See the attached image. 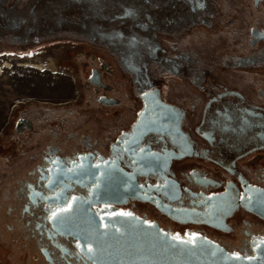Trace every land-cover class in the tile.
<instances>
[{
    "label": "flooded vegetation",
    "instance_id": "obj_1",
    "mask_svg": "<svg viewBox=\"0 0 264 264\" xmlns=\"http://www.w3.org/2000/svg\"><path fill=\"white\" fill-rule=\"evenodd\" d=\"M9 47L63 78L22 93L1 134L16 151L0 154V220L38 264H93L53 225L86 203L102 227L134 218L256 255L264 0H0Z\"/></svg>",
    "mask_w": 264,
    "mask_h": 264
},
{
    "label": "water",
    "instance_id": "obj_2",
    "mask_svg": "<svg viewBox=\"0 0 264 264\" xmlns=\"http://www.w3.org/2000/svg\"><path fill=\"white\" fill-rule=\"evenodd\" d=\"M89 206L74 205L53 225L59 234L91 246L93 264H264V245L251 259L234 257L204 239L177 241L134 218L115 216L102 227Z\"/></svg>",
    "mask_w": 264,
    "mask_h": 264
},
{
    "label": "rangeland",
    "instance_id": "obj_3",
    "mask_svg": "<svg viewBox=\"0 0 264 264\" xmlns=\"http://www.w3.org/2000/svg\"><path fill=\"white\" fill-rule=\"evenodd\" d=\"M64 50H66L65 47L55 48L53 55ZM3 54L6 58H0V66L7 62L11 67L4 70L0 76V154L16 151L15 145L10 141L5 143L1 134L7 123L10 124L7 127L11 128L13 126L16 112L15 110L12 111L11 107L17 102H22V93L50 85L61 88L63 83L62 77L49 72L18 67V65L26 63H22V49L9 47L4 49ZM30 54H38V52L32 50ZM3 224L0 220V264H38V260L30 253L27 245H22L21 240L11 236Z\"/></svg>",
    "mask_w": 264,
    "mask_h": 264
},
{
    "label": "bare ground",
    "instance_id": "obj_4",
    "mask_svg": "<svg viewBox=\"0 0 264 264\" xmlns=\"http://www.w3.org/2000/svg\"><path fill=\"white\" fill-rule=\"evenodd\" d=\"M10 67H11V65H9L8 63H4L2 66H0V76L4 70H8ZM18 67L34 69V70L39 71V72H42V70L44 69V67L41 65H31V64H22V65H18Z\"/></svg>",
    "mask_w": 264,
    "mask_h": 264
},
{
    "label": "snow or ice",
    "instance_id": "obj_5",
    "mask_svg": "<svg viewBox=\"0 0 264 264\" xmlns=\"http://www.w3.org/2000/svg\"><path fill=\"white\" fill-rule=\"evenodd\" d=\"M53 164H56L57 162L56 161H52ZM53 215H55V213H53ZM233 255L235 256L236 254L233 253Z\"/></svg>",
    "mask_w": 264,
    "mask_h": 264
}]
</instances>
